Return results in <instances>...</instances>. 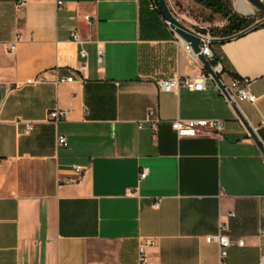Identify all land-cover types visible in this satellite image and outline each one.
<instances>
[{"label": "crops", "instance_id": "obj_1", "mask_svg": "<svg viewBox=\"0 0 264 264\" xmlns=\"http://www.w3.org/2000/svg\"><path fill=\"white\" fill-rule=\"evenodd\" d=\"M16 1L0 0V264H137L147 239L149 264H259L264 151L212 79L204 91L157 88L208 73L157 1ZM211 50L231 95L251 81L254 103L235 104L264 149V26L213 37ZM56 108L66 112L57 125L47 120ZM149 109L156 130L143 122ZM176 119H219L222 138H179ZM219 223L232 241L222 262L205 241Z\"/></svg>", "mask_w": 264, "mask_h": 264}, {"label": "built area", "instance_id": "obj_2", "mask_svg": "<svg viewBox=\"0 0 264 264\" xmlns=\"http://www.w3.org/2000/svg\"><path fill=\"white\" fill-rule=\"evenodd\" d=\"M25 0H17V7L21 5ZM154 9L157 8V5L153 6ZM85 20L89 23V18L85 17ZM19 36H16V40L13 42L5 43V47L9 54H13L16 50V44L18 42ZM73 41L75 43H81L78 40L76 35H73ZM183 41V40H182ZM213 37L209 35H201V40L199 43L200 53L205 57L206 61L211 65V62L214 60V54L211 50V42ZM184 50L190 57L191 61L199 62L197 54H195L189 44L183 41ZM98 63L101 62L103 56V50L99 49L98 52ZM80 55L84 57L86 55L84 50L80 51ZM214 70H220L221 65L216 63V65H211ZM212 77L209 73L201 74L198 77H173L171 79H160L156 82L157 88L163 92L176 93L179 88L183 87L191 91H204L205 84L207 80H211ZM73 77H67L65 79L54 80V83L58 82H72ZM45 82L43 77H37L36 79H28L26 81L27 85L41 84ZM251 81L248 79H242L240 81H235L236 87L234 93L231 95V99L234 101H247L249 103H254L255 97L249 91ZM227 101V100H226ZM229 104V101H227ZM66 112L60 109H53L48 112L47 120L50 123L55 125L59 124L65 118ZM143 122L148 123L152 129L156 130L159 119L155 116V112L152 109H149L146 113V117ZM264 125V121L262 122ZM171 127L175 131L177 137L179 138H194L198 136L205 135H214L217 138H222L223 131V121L219 119H195V120H180L176 119L171 122ZM31 123H27L25 134H29L31 131ZM57 145L60 147H67L68 143L64 136H57ZM72 170L76 173H81L82 168L80 166H72ZM147 169L139 175V179H144L147 176ZM159 205V200L154 203L153 207L157 208ZM229 216H234L233 213H230ZM260 236L264 237V229L260 230ZM207 243H215L219 249V260L222 262L228 255V250L232 246V241L226 234V226L223 223H219L217 233L214 235H209L205 237ZM155 245L153 239H147L141 242L137 247V264H149L148 251ZM236 245L242 247L244 242L242 240L237 241ZM259 264H264V256H261L259 259Z\"/></svg>", "mask_w": 264, "mask_h": 264}, {"label": "rangeland", "instance_id": "obj_3", "mask_svg": "<svg viewBox=\"0 0 264 264\" xmlns=\"http://www.w3.org/2000/svg\"><path fill=\"white\" fill-rule=\"evenodd\" d=\"M222 1L233 14L253 19V25L264 23V13L252 7L246 0ZM166 3L172 15L194 32L205 31L204 35L211 36L212 31L219 30L227 24L220 15L212 13L192 0H166Z\"/></svg>", "mask_w": 264, "mask_h": 264}, {"label": "water", "instance_id": "obj_4", "mask_svg": "<svg viewBox=\"0 0 264 264\" xmlns=\"http://www.w3.org/2000/svg\"><path fill=\"white\" fill-rule=\"evenodd\" d=\"M158 9L162 14L163 18L165 19L169 28L182 39L185 43L189 44L192 48L193 52L197 54L198 60L202 63L203 67L208 71L211 75L212 80L216 83L217 87L221 91L222 95L225 97L227 101H229V105L231 106L232 110L234 111L235 115L247 129L250 137L254 140L256 145L264 151L262 144L257 140L256 136L252 132V130L248 127L246 121L243 119L242 115L240 114L236 104L231 99V94L225 89V87L221 84L216 71L213 67L206 61L205 57L200 53L199 43L201 40V35L196 34L191 29L187 28L183 24H181L170 12L166 0H156ZM252 7L257 9L258 11L264 13V0H246ZM257 25L251 26L247 31L255 28Z\"/></svg>", "mask_w": 264, "mask_h": 264}, {"label": "trees", "instance_id": "obj_5", "mask_svg": "<svg viewBox=\"0 0 264 264\" xmlns=\"http://www.w3.org/2000/svg\"><path fill=\"white\" fill-rule=\"evenodd\" d=\"M193 2L197 3L198 5L210 10L214 14L220 15L224 18L227 24L219 29L212 31V37H220V38H230V37H237L246 32L254 23L253 19L240 17L236 14H233L230 9L226 6V4L222 0H192ZM157 4V2H156ZM157 12L161 15L160 10L157 9ZM264 23H260L255 28L263 27ZM249 30V31H251ZM201 33H205V31H201ZM217 59L215 58L211 65H216Z\"/></svg>", "mask_w": 264, "mask_h": 264}]
</instances>
